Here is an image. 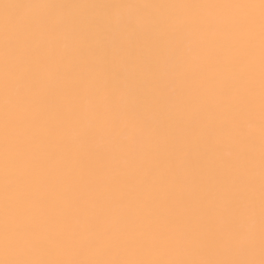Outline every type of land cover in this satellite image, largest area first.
Segmentation results:
<instances>
[{"label":"snow or ice","instance_id":"1","mask_svg":"<svg viewBox=\"0 0 264 264\" xmlns=\"http://www.w3.org/2000/svg\"><path fill=\"white\" fill-rule=\"evenodd\" d=\"M0 264H264V0H0Z\"/></svg>","mask_w":264,"mask_h":264},{"label":"bare ground","instance_id":"2","mask_svg":"<svg viewBox=\"0 0 264 264\" xmlns=\"http://www.w3.org/2000/svg\"><path fill=\"white\" fill-rule=\"evenodd\" d=\"M59 2H96V0H59Z\"/></svg>","mask_w":264,"mask_h":264}]
</instances>
